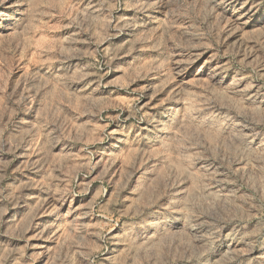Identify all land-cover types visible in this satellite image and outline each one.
Returning a JSON list of instances; mask_svg holds the SVG:
<instances>
[{"label": "rangeland", "instance_id": "obj_1", "mask_svg": "<svg viewBox=\"0 0 264 264\" xmlns=\"http://www.w3.org/2000/svg\"><path fill=\"white\" fill-rule=\"evenodd\" d=\"M0 264H264V0H0Z\"/></svg>", "mask_w": 264, "mask_h": 264}]
</instances>
